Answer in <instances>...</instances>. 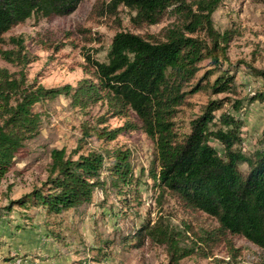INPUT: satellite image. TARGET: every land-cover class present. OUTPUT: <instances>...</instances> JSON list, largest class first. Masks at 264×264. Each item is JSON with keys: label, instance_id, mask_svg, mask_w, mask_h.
Returning a JSON list of instances; mask_svg holds the SVG:
<instances>
[{"label": "rangeland", "instance_id": "obj_1", "mask_svg": "<svg viewBox=\"0 0 264 264\" xmlns=\"http://www.w3.org/2000/svg\"><path fill=\"white\" fill-rule=\"evenodd\" d=\"M108 1L81 0L66 15L32 16L3 34L0 49L15 48L10 38L22 37L23 52L29 59L22 68L29 82L46 88L66 84L75 87L84 79L96 81L92 69L85 68V53L105 61L116 32L159 36L175 20L167 12L157 23H138L135 11L123 5L113 14L103 12ZM211 18L214 29L230 38L216 62L210 58L199 62L190 86L201 80L207 87L187 95L174 116L175 129L182 137L209 100H222L215 118L227 112L243 121L241 147L248 154L264 136V101L249 100L253 93L264 90V77L252 72L264 70V0H221ZM199 35L205 37L203 32ZM0 66L11 72L21 68L1 57ZM208 70L211 72L202 80ZM226 73L234 76L235 88L229 93H213L207 82L212 84L217 76ZM234 101L241 102L239 108L232 106ZM34 111L41 119L39 134L19 150L16 161L0 180V264H169L164 245L149 239L138 245V239L132 237L141 223L161 217L180 232L181 243L195 240L211 252L208 256L191 254L180 264H264V249L241 235L199 241L200 236L218 227L217 220L205 212L188 209L169 191L160 193L150 172L156 168L154 145L142 130L127 127L112 140L99 138L94 132L95 126L108 130L129 124L139 126L132 110L126 115H112L105 100L82 107L60 94L36 103ZM210 143L222 153L217 140L211 139ZM53 148L63 149L72 159L90 151H127L132 182L123 185L124 192L118 193L110 185L114 159L105 157L101 173L104 186L95 190L91 204L47 218L41 208L28 203L22 206L16 201L46 180ZM239 167L243 172L247 170L244 163ZM10 201L13 203L7 208Z\"/></svg>", "mask_w": 264, "mask_h": 264}, {"label": "trees", "instance_id": "obj_2", "mask_svg": "<svg viewBox=\"0 0 264 264\" xmlns=\"http://www.w3.org/2000/svg\"><path fill=\"white\" fill-rule=\"evenodd\" d=\"M81 0H0V42L3 34L26 19L66 15L74 11ZM221 0H109L103 12L113 14L119 5L135 11L138 23H157L165 13L175 16L159 36L144 37L130 31L116 32L110 42L105 61L85 53V68L92 69L95 82L84 79L75 87L66 84L46 88L29 82L23 70L28 62L23 52L22 37H11L15 48L2 50L0 57L21 65L11 72L0 66V180L16 161V155L26 142L40 131V115L34 105L60 94L73 104L85 107L89 102L105 100L112 115H126L132 110L140 125L129 124L115 129L95 126L99 138L114 139L123 129L139 128L154 145L151 177L160 193L169 191L190 210L213 216L218 227L199 241H213L217 236L241 235L264 249V136L251 153L241 147L243 121L231 113L222 112L215 118L222 100H209L200 114L190 121L189 132L182 137L175 129L174 116L186 97L204 89L201 80L190 86L204 58L217 61L230 38L219 34L211 15ZM103 3V2H102ZM203 32L205 37L199 35ZM204 36V35H203ZM221 44L223 46H221ZM211 71H206L202 80ZM263 76L264 70L252 69ZM211 87L213 93L232 92L234 76L219 75ZM190 87V88H189ZM250 101H264V90L253 93ZM240 101L232 106L239 108ZM222 145L220 153L210 140ZM128 152L104 150L66 156L63 149L51 150L48 176L19 205L31 204L44 211L47 218L58 217L68 209H84L91 204L94 192L104 186L101 173L105 157L114 159L110 185L123 193V185L132 182ZM247 170L240 169L241 164ZM13 203V202H12ZM9 203V208L12 204ZM1 217V216H0ZM50 233L49 231L47 232ZM140 245L145 239L166 247L169 264L194 253L208 256L209 250L191 240L181 243L180 232L172 229L161 217L146 220L134 231Z\"/></svg>", "mask_w": 264, "mask_h": 264}]
</instances>
